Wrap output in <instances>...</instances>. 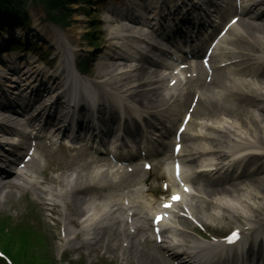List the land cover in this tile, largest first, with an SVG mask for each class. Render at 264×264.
<instances>
[{
    "label": "bare ground",
    "instance_id": "obj_1",
    "mask_svg": "<svg viewBox=\"0 0 264 264\" xmlns=\"http://www.w3.org/2000/svg\"><path fill=\"white\" fill-rule=\"evenodd\" d=\"M259 13L263 14L264 8L261 10H256L254 13L244 12L241 16V19H238V22L242 26L240 27L243 28V30L236 32L235 29L230 33L231 35L227 42V44L230 46L228 47L229 51L227 53L225 52V54L222 55L224 58H228L230 61L227 66L218 69L219 73H217L214 79L211 78V82L215 83L218 87H220L221 91L209 92V85L211 84V82L206 84V82L204 81H201L199 87L196 89L201 91V98H209L211 96L209 101L214 105L213 108H216L213 110L218 109L220 113L223 114L230 121L227 125L222 126L223 129L218 135H212L211 139H209V143L214 144V146H216L217 144L230 147L242 145V141L237 139H241L257 147H260L259 144L264 145V110H259L258 114H256V112L252 109L248 111L239 110V107L243 102H248L250 100H264V78H261V88L255 87L253 85V81L249 82L247 79L244 78V76L250 75L249 66H253L255 64L257 66H261L262 70H260V72L254 73L253 76L264 77V36H262L264 35V17L259 16ZM245 30L249 33L248 37L242 36L245 33ZM42 38L46 39L47 35L42 36ZM243 42H247L250 47L240 49L242 48L240 44ZM237 48L238 50L236 52ZM255 50L257 51V53ZM236 54H239L238 59H236V57L238 56ZM215 58L217 59V56ZM235 66H238V69L232 71L230 68ZM218 67L219 66H217V68ZM198 70L199 73L204 72L202 69ZM124 76H126V74ZM216 80H219V83ZM115 81L117 82L118 89H123L127 86V84H129V81L126 78V80L124 81V86H122L123 82L120 78V75L115 76ZM222 81L223 83L221 84ZM136 87L137 86L135 83L133 85H130L129 89L131 91H135ZM189 97L190 94L188 93L186 98L188 99ZM214 97L222 101L223 103H217L214 100ZM254 105L256 106V103H254ZM204 114L205 113H203L201 116H204ZM205 115L209 118L213 117V120L217 121L219 113H215L214 116H210L207 114ZM194 123L195 119L194 117H192V119L188 123V128L191 127ZM213 129L216 131L215 128ZM213 151L217 152V149H213ZM205 165H202L201 167ZM246 182V185H242L241 183L240 185H237V187L241 186L238 189L227 190V195H229L231 198H234L235 193H239L240 191L244 190L245 186H247V188H250V190L253 189L254 192L250 193L251 197L248 198V201H246L245 198L237 199L239 200L240 204L245 202V204L243 205L244 207H242L241 209L250 210L263 207L264 202L260 201L257 203L255 201L252 202L250 200L254 199L256 196L259 197L258 194H261L259 199H262L264 201V192H262L264 190V181L254 183L253 180H247ZM236 190H239V192H236ZM228 201L229 200L225 198V202L227 204ZM220 204H223V202L221 201ZM190 208L192 209V211L195 212L196 209L192 206L191 203ZM201 209L205 211L207 210V207L202 204ZM93 220H96V218L89 216L84 220L83 224L92 227L94 224ZM83 231L84 228L79 229L77 231V234H82ZM181 234L187 237L190 236L184 231H182ZM199 244L203 245V242H199ZM143 261L147 262V260L145 259H143Z\"/></svg>",
    "mask_w": 264,
    "mask_h": 264
},
{
    "label": "rangeland",
    "instance_id": "obj_2",
    "mask_svg": "<svg viewBox=\"0 0 264 264\" xmlns=\"http://www.w3.org/2000/svg\"><path fill=\"white\" fill-rule=\"evenodd\" d=\"M71 0H67L64 2V8L67 11L68 9H70V11L68 12V19L70 22V26H74L73 28L78 31V35L82 38L85 36V34L91 32L93 30L92 28V23H93V19H91V14L94 15V12L92 13V10H90L89 12L91 14L88 15H82V12L80 10H77L76 7H78L79 5H71ZM79 8V7H78ZM91 16V17H90ZM80 22V23H77ZM1 213V212H0ZM21 212H17V215L15 216V220H18L21 218V216L19 215ZM23 217H26L28 215V213H24L21 214ZM33 224V227H37L36 225L39 222V219H35L32 218L30 220ZM50 238L52 239V236H50ZM57 247V244H54ZM102 263V262H101Z\"/></svg>",
    "mask_w": 264,
    "mask_h": 264
},
{
    "label": "snow or ice",
    "instance_id": "obj_3",
    "mask_svg": "<svg viewBox=\"0 0 264 264\" xmlns=\"http://www.w3.org/2000/svg\"><path fill=\"white\" fill-rule=\"evenodd\" d=\"M148 167H150V166H148ZM178 174V173H177ZM165 187H167V185H165ZM185 190H187V189H185ZM172 199L173 200H179L180 199V197H179V195L178 194H174L173 196H172ZM164 207H171V205L170 204H165L164 205ZM157 219H160V217H157ZM234 237L237 235L236 233H233L232 234Z\"/></svg>",
    "mask_w": 264,
    "mask_h": 264
}]
</instances>
